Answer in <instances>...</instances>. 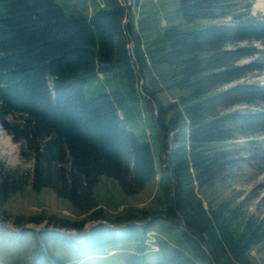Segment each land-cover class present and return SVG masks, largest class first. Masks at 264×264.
I'll return each instance as SVG.
<instances>
[{
    "label": "trees",
    "instance_id": "1",
    "mask_svg": "<svg viewBox=\"0 0 264 264\" xmlns=\"http://www.w3.org/2000/svg\"><path fill=\"white\" fill-rule=\"evenodd\" d=\"M179 2L184 23L143 45L130 8L120 0H107L89 16H67L55 0H0V126L22 157L33 161L34 191L52 190L89 221H111L114 228L99 224L86 234L85 221L54 216L18 217L16 224L46 222L77 231L83 240L65 241L92 253L137 243L126 264H254L250 254L264 246V222L248 216L237 229V210L215 207L207 190L246 159L233 145L217 147L238 137L248 139L251 159L264 171V85L245 81L264 71V59L242 63L264 53L255 46H264V18L251 15V0ZM206 20L211 23L198 26ZM115 67L125 68L127 91L86 98L89 79ZM162 84L180 91L175 102L163 104ZM140 97L157 111L164 208L110 220L94 197L100 177L117 180L125 194L134 195L158 173L150 143L121 123L122 105ZM27 179L0 161V217L12 219L4 207ZM158 219L177 239L155 233L162 260L143 263L139 251ZM39 235L43 247L63 240L54 232ZM43 254L41 264H65Z\"/></svg>",
    "mask_w": 264,
    "mask_h": 264
},
{
    "label": "rangeland",
    "instance_id": "2",
    "mask_svg": "<svg viewBox=\"0 0 264 264\" xmlns=\"http://www.w3.org/2000/svg\"><path fill=\"white\" fill-rule=\"evenodd\" d=\"M55 2L64 10L67 16H89L103 8L107 0H55ZM120 2L130 8L134 18V28L138 32L143 45H147L148 40L157 38L160 33L162 34L165 31L166 27L184 23V18L179 11V0H139L138 3L135 0H120ZM251 2V15L258 18L264 17V12L255 8L258 0H251ZM125 21L127 24L129 18ZM210 23L211 21L208 20L198 21V26H206ZM255 46L264 49V46L258 43ZM129 48L132 51V43ZM261 58L264 59V53L245 58L242 63L249 64ZM245 81L249 83L260 82L261 85H264V71H256L250 74ZM142 87L139 78L137 89L141 94L143 93ZM127 88L125 68L115 67L90 78L84 85L83 92L86 98H90L102 91L125 92ZM162 88L163 91L158 96L165 105L175 102L181 94L177 89L167 90L163 84ZM153 108L154 105L148 104L143 97L138 100H129L120 108L119 114L122 117V125L131 128L141 141H148L151 144L158 173L152 182L134 195L125 194L117 180L105 176L100 177L94 187V197L98 203V208L110 220L126 218L131 215L141 216L144 212L154 213L164 208V193L160 182L162 136L155 124L153 116H156L157 111ZM3 134L15 146L16 153L9 154L10 150L3 142ZM263 139L264 137L261 138V140ZM247 141L246 138L238 137L234 144L221 143L217 145L219 148L233 145L238 149L240 157H245L247 160L244 159L232 174L230 172V175L227 174L224 179L207 190V197L213 200L215 207L230 204L229 208L237 210L239 217L234 220L237 229H242L241 218H247L248 216H254L258 222H264V171L260 172L259 170L261 168L260 162L251 159L253 155L249 152V147L246 145ZM20 150V146L0 126V161L16 177L23 175L28 178L27 184L22 186V190L12 195L4 207L5 212L12 219H7L4 216L0 217V264H35V262L41 264L39 263L41 259L39 254L42 251H44L43 255H54L65 264H126L128 257L139 250L137 243L118 244L114 246L118 251L114 248H99L96 251L97 253L93 255L88 251H80L73 247L70 242L65 241L68 239L83 240L84 238L81 235L84 236V234L77 231L59 229L55 226H49L46 222L34 225L32 223L22 224L23 221H19L16 224L17 220L15 222V218L18 217L54 216L71 222L85 221L86 234L99 224L107 227L112 226L111 221H89L86 219V215H81L69 201L58 197L52 190L45 189L40 193L34 191L31 182L33 161L22 157ZM205 197L202 196V198ZM115 228L117 227L115 226ZM52 232L60 234L63 240L51 239L48 246L43 247V241L39 234H50ZM149 233L146 238L149 237L151 240L147 238L144 247L139 251L143 263L162 260L163 256L159 251V246L151 245L153 240L151 237L155 233L161 234V238L165 237L168 240L177 239V233L170 230L169 225L163 219H158L155 227ZM250 255V259L254 264H264V246H257Z\"/></svg>",
    "mask_w": 264,
    "mask_h": 264
},
{
    "label": "bare ground",
    "instance_id": "3",
    "mask_svg": "<svg viewBox=\"0 0 264 264\" xmlns=\"http://www.w3.org/2000/svg\"><path fill=\"white\" fill-rule=\"evenodd\" d=\"M104 3V2H103ZM257 10H262L263 12H264V0H258V2H257V5H256V7H255ZM102 9V8H101ZM3 142H4V145L5 146H7L8 148H9V150H10V152H9V154L11 155V154H13V153H16V148H15V146H13V144H12V142L10 141V139L9 138H7V136H5L4 134H3ZM150 234V233H149ZM154 236H156V235H154ZM80 238V237H79ZM147 238H149V237H147ZM150 239V238H149ZM156 239V238H155ZM151 240V239H150ZM147 241V240H146ZM151 242V241H150ZM149 242V243H150ZM147 245V244H146ZM150 248V247H149ZM154 248V247H153ZM149 250H151V249H149ZM158 250V249H157ZM111 252V251H110ZM151 252V251H150ZM154 252V251H153ZM152 253V252H151ZM91 257V256H90Z\"/></svg>",
    "mask_w": 264,
    "mask_h": 264
},
{
    "label": "water",
    "instance_id": "4",
    "mask_svg": "<svg viewBox=\"0 0 264 264\" xmlns=\"http://www.w3.org/2000/svg\"><path fill=\"white\" fill-rule=\"evenodd\" d=\"M133 45V44H132ZM137 70L139 71V66H137ZM139 78H140V80H141V87L143 86V84H144V80H143V78L139 75ZM141 90H142V88H141ZM142 92V91H141Z\"/></svg>",
    "mask_w": 264,
    "mask_h": 264
},
{
    "label": "crops",
    "instance_id": "5",
    "mask_svg": "<svg viewBox=\"0 0 264 264\" xmlns=\"http://www.w3.org/2000/svg\"><path fill=\"white\" fill-rule=\"evenodd\" d=\"M180 95H181V94H180ZM180 95H179V96H180ZM179 96H178V98H179ZM178 98H177V99H178ZM177 99H176V100H177ZM176 100H175V101H176ZM120 118H121V120H122V117H121V116H120ZM128 126H129V125H128ZM126 128L131 130V128H129V127H127V126H126ZM131 131H133V130H131ZM133 132H134V131H133ZM134 133H135V132H134ZM135 134H136V133H135ZM146 142H148V141H146ZM150 145H151V144H150ZM120 245H123V244H120ZM120 245H119V246H120ZM112 248H115V247H112ZM109 249H110V248H109Z\"/></svg>",
    "mask_w": 264,
    "mask_h": 264
}]
</instances>
